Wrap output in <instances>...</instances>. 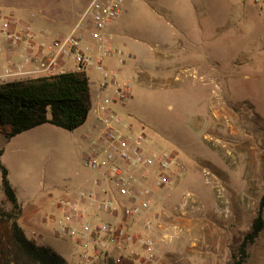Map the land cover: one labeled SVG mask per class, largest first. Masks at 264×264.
<instances>
[{"label":"rangeland","instance_id":"374dc122","mask_svg":"<svg viewBox=\"0 0 264 264\" xmlns=\"http://www.w3.org/2000/svg\"><path fill=\"white\" fill-rule=\"evenodd\" d=\"M83 2L0 0V25L4 18H14L19 28L28 26L38 40L42 25L60 23V35L46 28L51 36L45 44L48 46L69 32ZM124 7L114 45L129 56L122 67L131 97L117 111L134 118L128 122L135 132L149 137V148L155 140L168 151L182 153L194 163L191 170L184 171L187 175L198 177L200 173L203 182L201 169L206 168L224 188L221 199L211 186L197 183L199 193L210 203L211 192L223 215L220 222L200 221L199 247H208L206 253L179 259L170 249L160 248L156 260L137 264H190L189 259L193 263L214 259L215 264H223L228 257L226 247L247 231L264 192V10L253 0H124ZM184 39L188 48L179 47L186 43ZM25 55L33 58L35 54ZM190 64L199 69L185 75L182 69ZM86 74L91 90L99 75L88 69ZM214 92L219 96L213 97ZM199 104L202 109H193ZM198 111L205 123L208 121L204 134L199 139H184L191 134ZM89 120L90 116L71 132L44 124L11 138L0 134V164L7 170L18 202L24 209L31 202L35 204L40 222L45 215H55L48 201L59 200L62 190L75 184L79 159L88 154L82 134ZM172 192L178 194L179 190ZM183 195H189L187 200L192 198L191 193ZM1 203L8 208L0 188ZM218 212L213 210L210 215ZM40 225L29 231L21 227L26 237L51 248L66 264H110L93 256V250L56 234L52 224ZM146 252L137 251L140 257ZM84 254L90 255V262H83ZM246 264H264V229Z\"/></svg>","mask_w":264,"mask_h":264},{"label":"built area","instance_id":"2783aa9c","mask_svg":"<svg viewBox=\"0 0 264 264\" xmlns=\"http://www.w3.org/2000/svg\"><path fill=\"white\" fill-rule=\"evenodd\" d=\"M254 4L264 10V0H253ZM124 0H87L84 9L66 35L50 42L33 58L40 61V67L33 72L48 73L55 69L57 60L69 55L76 70L93 67L99 74L95 90L90 94V120L87 131L82 137L87 141L88 154L84 166L93 172L92 189H79L75 192L65 191L59 199L61 217L55 219V233L74 240L84 248L87 247H127L138 245L147 252L140 257L131 252L125 256L119 252L115 262L133 263L135 260L148 263L156 260V250L151 237H142L138 231H129V226L142 220L145 229H150V219H143L149 210L148 189L136 186V171L151 166L156 167L155 185L158 188L170 187L172 179L179 177V169L170 153L149 149L141 131L135 132L128 120L134 118L122 116L116 107H124L131 97V87L122 74L126 58L119 47L112 42L114 35L108 31L109 25L119 16ZM19 29V30H17ZM0 52L2 46L22 45L31 49L34 35L28 26L18 27L14 18H4L0 25ZM88 35L93 45L88 47L84 37ZM43 37V34H39ZM25 55L22 62H0V83L21 79L28 74L24 64L33 59ZM114 61L118 68L111 67ZM198 66L182 69L184 74L197 72ZM213 97L219 96L217 92ZM140 129L143 128L142 124ZM203 183L211 186L217 198H224V188L220 180L208 169L202 168ZM189 195H183V203ZM99 214L119 216L118 222L99 219ZM45 220L52 217L46 215ZM161 226V225H159ZM94 251V250H93ZM98 253L94 252L93 256ZM83 260L90 262V255L84 254Z\"/></svg>","mask_w":264,"mask_h":264},{"label":"crops","instance_id":"0c3cea01","mask_svg":"<svg viewBox=\"0 0 264 264\" xmlns=\"http://www.w3.org/2000/svg\"><path fill=\"white\" fill-rule=\"evenodd\" d=\"M86 3H87V0H84L81 11L84 9ZM124 8L125 7L123 3L119 16L108 27V31L114 35V38L112 40L113 44H115L114 41L117 36L116 34L117 21L119 20L121 14L124 12L123 11ZM79 13L77 15H79ZM77 18L75 19V22ZM75 22L73 23V25L75 24ZM44 25H42V28H41L43 30L42 31L43 37H41V39H38V40L34 39L33 41L34 43L32 44L31 49H25V47H23L22 45L14 46V45H9V44L4 43V45L2 46V50L0 52V62L5 63L7 61H10L13 63L14 62L20 63L22 62L25 54L32 52L35 55H37V53L40 50H42L43 47H44L43 52L44 54L47 55L49 53V50L46 49L45 44L49 42L48 40L50 39L49 37L51 36H49V33H47L46 30L48 29L51 33H53V35L55 34L60 35L57 33H60L62 25L56 22L50 25H45V26ZM184 40L186 41V39ZM84 43L86 46L90 48L93 45L88 35H85ZM183 46L188 48L187 41L185 44H180L179 47H183ZM40 64L41 62L36 61L34 58L27 64H24V70L28 74L24 75V77L21 79L37 77V76L52 75V74L61 73L65 71L76 70L75 64L72 58L67 54H63L57 60L56 67L51 72H48V73L33 72V71H36L40 67ZM109 65L111 67L118 68L117 64L114 61H110ZM194 66L195 65L190 64V65L185 66L184 69H190L191 67H194ZM121 69H122V74H123V67ZM88 70H95V69L93 67H90L88 68ZM85 74H86V70H85ZM86 77L88 78L87 74H86ZM98 80L93 83V87L90 90V82L88 78L89 93H92L93 90H95ZM201 106L202 105L200 104L193 106L194 107L193 109L200 110L202 109ZM116 108L118 109V107ZM193 120H194L192 122L193 125L190 128L191 134H188V135L186 134L185 137H183L184 139L195 140V139H199L204 134L203 131L205 130L208 121L207 123H205V120L202 117V115L199 113V111L197 112V115L193 116ZM144 137L146 140L149 138L147 135H144ZM172 139H173L172 141H175V140L182 139V137L180 139L179 138H172ZM73 140L77 141V138L73 136ZM149 149L150 150L151 149L161 150L167 153L173 152L170 154L173 156V161L176 162L175 166L176 167L178 166V169L180 171L179 177L178 178L173 177L172 185L170 187L158 188L155 185V180H156V167L155 166H151V167L136 171L137 188L139 189L145 188V189H148L149 191L147 198L150 203V208L143 215V219H150L152 222V226L150 229H145V227L143 226L142 220H137L136 222L132 223L128 229L131 232L138 231L139 233H141L142 237H151L154 241V250H156V252H158L160 248H164V250L170 249L172 253L176 256V258H179V259H181L183 255L189 256L187 254H195L197 258H199L198 254L202 252L206 253L208 249V247H202V248L199 247L201 240H202L201 234L199 233V229L201 228L199 225H202L203 227V224H201L200 221H202L204 218V220L208 219L212 222H215V221L220 222L218 218L223 219L222 217L223 215L220 211L221 210L220 204H217V202L214 201L210 191L209 192H210V197H211V203L207 202L202 197V195L199 193L197 183L200 184L199 186L204 185L202 182L200 173L197 177L191 174L187 175L188 173L186 174V172H184L186 169L191 170L192 169L191 166H193L194 163L188 162L185 159L186 157L183 156L182 153H179L176 151L175 152L168 151L167 148L160 146L159 143L156 142L155 140H153L152 148H149ZM79 160L81 162V167L79 168V171H75V177H74L75 184L73 185V187L66 186L65 189L62 190L61 196L65 193V191L72 192V191H77L79 189H92L93 188L92 180L94 178V174L92 171H90L84 166V157ZM174 189H178L180 193L178 192V194H173L172 190ZM185 192L191 193L192 198L188 199L185 203L182 204L180 202V198L182 196V193H185ZM19 203L22 207V215L19 219V224L20 226H23L27 231L31 230V227L40 228L41 226L40 224L42 223L44 224L50 223L52 224V226L55 227V219L61 217V214H62V210L59 205L58 199H50L47 203L48 208L52 212L55 213V215H53L54 217L51 220H45L44 219V217L46 216L45 215L43 217V221L41 222H40V219H38V217L36 216L38 210L35 204L31 202L27 204L26 208L24 209L23 203L22 202H19ZM168 205H170V207H167ZM167 208H172V210H175L176 212L180 211V214L179 213L177 214L176 212L169 213L165 210ZM213 210L214 212H218V211L219 212L216 213L215 215H210V212ZM98 218L101 220H106L110 222L111 221L118 222L119 220V216H113L109 214H99ZM31 236L33 238L34 237L36 238V235L34 233H32ZM40 237L41 236H39V238ZM32 241L36 245H40L36 241L34 240ZM87 248H89L90 250H94L95 253H98L96 255L97 258L101 256V258H104V260L108 261L109 263H112V259H116L119 252H121L125 256L126 254L131 253V252L137 253V251H141V250L144 251L143 248L135 244L127 246V247H120V250L117 249L116 247H87ZM200 248L202 250H200ZM197 258L195 260H197ZM227 259L228 257L225 259V261ZM138 261L139 260L137 259L133 263L137 264ZM188 261L190 264H215L216 263L214 259H211L210 262L202 261V262L193 263L190 259ZM83 262L85 261L83 260ZM127 263L129 264L128 261ZM133 263H130V264H133Z\"/></svg>","mask_w":264,"mask_h":264},{"label":"trees","instance_id":"16d2710c","mask_svg":"<svg viewBox=\"0 0 264 264\" xmlns=\"http://www.w3.org/2000/svg\"><path fill=\"white\" fill-rule=\"evenodd\" d=\"M89 108L88 78L83 70L0 83V134L11 138L44 124L71 132L84 124ZM0 188L8 204V208L0 204V264H66L51 248L25 236L19 224L22 207L1 164ZM263 229L264 192L247 231L228 245L224 264H246ZM110 264L118 263L112 260Z\"/></svg>","mask_w":264,"mask_h":264}]
</instances>
